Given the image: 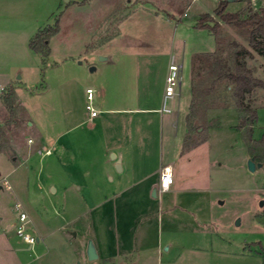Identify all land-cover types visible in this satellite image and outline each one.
<instances>
[{
	"label": "rangeland",
	"instance_id": "1",
	"mask_svg": "<svg viewBox=\"0 0 264 264\" xmlns=\"http://www.w3.org/2000/svg\"><path fill=\"white\" fill-rule=\"evenodd\" d=\"M223 1H227L226 13L242 12L244 18L264 9V0H0V87L6 90L0 96V120L6 129L0 145V175L6 176L12 186L11 191L0 193V216L4 219L0 243L7 252L1 264H104L102 257L88 260L87 237L98 245L100 238L106 242L107 226H113V220L126 222L133 233L138 227L153 226V241L159 236L160 226L171 222L185 231H195V241L202 249L198 254L210 249L226 259L221 264H264V167L255 172L248 168L251 155L246 131L237 128L240 112L233 107L207 111L197 125L215 122L214 126L206 132L200 129L191 137L192 142L204 137L207 141L184 150L194 58L217 47L210 31L196 28L200 17L213 16L223 24L226 36L251 50L248 32L220 20L216 12ZM58 18L61 32L52 38L51 55L44 59L30 49V42L40 31L53 27ZM135 19L144 20L141 26L129 28L140 42L125 44L127 51L159 47L183 65L181 89L177 88L178 95L168 102L172 110L168 118L175 126L170 127L169 135L164 134L163 153L164 163L171 165L175 185L185 194L198 197L190 208L194 217L178 214L171 220L161 219L156 203L143 197L147 191L141 184L125 192L124 207H113L114 199L105 202L104 197L122 189L128 176L120 175L113 162L107 165L112 155H98L90 164L85 154L76 155L73 141L71 148L66 142L62 150L65 56L73 53L67 61H72L74 68L86 66L90 52L102 45L104 38L120 34L123 24ZM251 52L245 57L247 65L255 77L264 81V56ZM18 75L21 80H17ZM9 89L14 90L16 102L13 118L4 103ZM46 89L49 90L43 93ZM248 102L257 110L253 139L258 141L264 134V90L256 89ZM42 132L50 146L59 135L57 145L51 146L52 156L31 151L28 157V145L30 149L37 148ZM15 152L19 156L16 163L12 159ZM255 161L260 163L257 158ZM89 165L92 171L87 170ZM106 166H110L109 173ZM121 176L125 177L124 183L117 184ZM152 180L155 186L151 197L160 176ZM157 192L160 199L162 193ZM143 199L147 207L136 209L137 201ZM16 204L28 214L29 232L39 239L32 250L16 235L15 222L20 212ZM146 216L149 223L145 222ZM237 220L240 225H236ZM200 232L205 240L198 235Z\"/></svg>",
	"mask_w": 264,
	"mask_h": 264
},
{
	"label": "crops",
	"instance_id": "2",
	"mask_svg": "<svg viewBox=\"0 0 264 264\" xmlns=\"http://www.w3.org/2000/svg\"><path fill=\"white\" fill-rule=\"evenodd\" d=\"M143 22L141 19L127 20L120 34L104 38L102 45L90 52V61L82 68H74L73 62L67 61L73 58V53L65 56L66 62L62 65V150L67 143L71 148L73 141L76 155L85 154L87 163L93 164L95 159L92 158L98 155H112L111 160L106 162L107 165L113 162L114 168L117 167L116 161L120 160L118 172L120 175L126 173L128 181L122 189L110 191L105 195V202L114 199L113 207L118 204L124 207L125 192L141 184L144 186V192L147 191V195L143 193V197H148L156 203V213L161 219L171 220L173 216H179L178 214H191L194 217L190 208L198 197L185 194V191L175 185V178L170 190L162 193L160 199L150 195L151 188L155 186L153 177L160 176L162 167L171 166L164 163L163 139L164 134L169 135L170 127L175 124L168 118L172 112L165 113L161 109L165 79L171 56L174 55L159 47L152 51H127L125 44L140 42L138 36L131 35L134 30L129 28L141 26ZM87 40L88 38L84 41ZM101 56L110 60L100 62L98 58ZM120 61L122 65H119ZM91 67L96 70L90 72ZM88 89L94 91L91 101L87 97ZM88 105L98 112L96 117L90 116ZM7 131H10V127ZM41 134L43 137L37 148L30 149L31 145H28V157L31 151L52 156L51 146L57 145L59 135L52 139L50 146L46 134ZM28 143L32 142L29 140ZM15 155L11 157L16 163L19 156L16 152ZM109 169L110 166L105 167L106 171ZM87 170L92 171L90 165ZM124 180L125 177H119L117 184L124 183ZM145 199L143 202L137 201L136 209L147 207ZM121 205L119 208L122 211ZM148 216L145 222L149 223ZM202 218L206 216L202 215ZM3 221L0 216V226ZM194 222L198 224L196 220ZM112 225L107 226L109 229L106 230V242L100 238L98 245L93 240L98 259L102 257L104 264H221V261H226L217 257L215 251L210 249H203V253L198 254L202 249L199 248L200 242L195 241V231H185L171 222L160 226L156 241L152 239L156 232L153 226L138 227L133 233L127 229L128 224L124 221L115 223L113 220ZM96 231L100 234L98 226ZM198 235L203 239L206 237L202 232ZM5 250L0 243V264L7 253Z\"/></svg>",
	"mask_w": 264,
	"mask_h": 264
},
{
	"label": "trees",
	"instance_id": "3",
	"mask_svg": "<svg viewBox=\"0 0 264 264\" xmlns=\"http://www.w3.org/2000/svg\"><path fill=\"white\" fill-rule=\"evenodd\" d=\"M227 1L221 2L217 9L220 20L238 31L249 33V47L246 49L237 40L226 36L223 24L213 16L202 15L196 28L205 29L214 35L217 43L213 52L202 53L194 58L191 80V102L186 116L188 133L184 142V150L200 146L207 141L202 138L191 140L195 132H206L210 126L197 125L207 111L212 109L236 108L241 114L237 126L246 131V142L251 157L259 159L264 167V134L260 140L253 139V126L258 118L257 110L248 102V96L256 89L264 90V81L254 76L248 67L246 56L252 52L264 56V9L244 18L242 12L226 13ZM60 32V18L55 25L40 31L30 42V49L36 54L48 59L51 55L50 41ZM4 103L11 117L15 115L16 102L14 90L9 89L4 97ZM212 121H210L211 124ZM261 152V154H260Z\"/></svg>",
	"mask_w": 264,
	"mask_h": 264
},
{
	"label": "built area",
	"instance_id": "4",
	"mask_svg": "<svg viewBox=\"0 0 264 264\" xmlns=\"http://www.w3.org/2000/svg\"><path fill=\"white\" fill-rule=\"evenodd\" d=\"M181 73H182V65L177 64L175 57L171 56L170 64L168 67V72L165 79V91L162 100V112L171 113L172 110L168 107V102L173 100L177 95V88L181 89ZM5 88L0 87V96L5 93ZM94 96L93 89L87 90L88 100L91 101ZM87 110L90 113V116L96 117L98 112L91 106H87ZM5 129L4 122L0 120V145L2 142V132ZM30 142H32L30 140ZM174 182L173 171L170 166L162 167L160 171V183L158 187V191L161 193L167 192L170 190L171 186ZM12 190V186L10 181L6 176L0 175V193L9 192ZM15 208L20 210L19 215L17 217V222L15 224V232L16 235L21 238L29 247L33 248L35 244L39 241L38 238L33 236L29 232V226L31 224V219L25 211L21 210V205L16 204Z\"/></svg>",
	"mask_w": 264,
	"mask_h": 264
},
{
	"label": "water",
	"instance_id": "5",
	"mask_svg": "<svg viewBox=\"0 0 264 264\" xmlns=\"http://www.w3.org/2000/svg\"><path fill=\"white\" fill-rule=\"evenodd\" d=\"M228 1L232 2V1H235V0H228ZM99 60H100V62H106V61H109L110 58L105 57V56H101V57H99ZM95 70H96L95 67H91L89 71L90 72H94ZM17 80H21V76L20 75H18ZM116 163H117V169L120 170V160L118 159L116 161ZM261 167H263L262 163H256L254 157L250 158V160L248 162V168H249V170L251 172H255L256 168H261ZM157 189H158V187L155 188V190L153 192V197L157 196V194H156L157 193ZM263 205H264V202L261 203V206H263ZM236 225H240V220H237ZM87 238H88V244H87V249H86V255H87L88 260L90 262H93V261H96L98 259V252H97V249H96V246H95L93 240L90 238L89 235H88Z\"/></svg>",
	"mask_w": 264,
	"mask_h": 264
}]
</instances>
